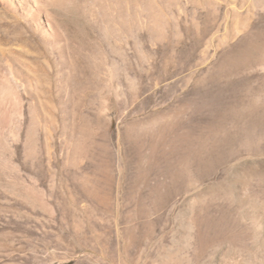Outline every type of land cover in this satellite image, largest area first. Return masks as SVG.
<instances>
[{
    "label": "rangeland",
    "instance_id": "374dc122",
    "mask_svg": "<svg viewBox=\"0 0 264 264\" xmlns=\"http://www.w3.org/2000/svg\"><path fill=\"white\" fill-rule=\"evenodd\" d=\"M27 2H0V264H264L262 0Z\"/></svg>",
    "mask_w": 264,
    "mask_h": 264
},
{
    "label": "bare ground",
    "instance_id": "6f19581e",
    "mask_svg": "<svg viewBox=\"0 0 264 264\" xmlns=\"http://www.w3.org/2000/svg\"><path fill=\"white\" fill-rule=\"evenodd\" d=\"M2 1H4V2L6 1L7 6H8L9 8H13L12 11H13L14 9H16V6L20 8V7H22L24 4L26 5V4L28 3V2H27L28 0H0V2H2ZM34 1H35V0H33V4L37 6V4H35ZM13 2H15V4H16L15 6L12 5ZM37 2H38V1H37ZM37 2H36V3H37ZM222 3H223V2H222ZM38 4L41 5L40 2H38ZM261 4L264 5V0H262V3H261ZM27 5L30 6L29 4H27ZM27 5H26V6H27ZM40 5H39V6H40ZM7 6H5V7H7ZM28 6H27V7H28ZM23 7L25 8V6H23ZM34 7H35V6H34ZM160 7H161V6H160ZM29 8H30V7H29ZM236 8H237V7H236ZM161 9H162V8H161ZM259 9H260V8H259ZM31 10H32V7H31ZM37 10H38V9H37ZM163 10H164V9H163ZM28 11H30V9H29ZM263 11H264V10H263ZM25 12H27V11H25ZM31 12H34V11H31ZM31 12H30V13H31ZM35 12H36V11H35ZM40 12H43V11H41V6H40ZM164 12H165V11H164ZM28 14H29V13H28ZM164 14L166 15V12H165ZM41 15H42V14H41ZM25 16H26V15H25ZM29 17H30V15H29ZM33 17L36 18L35 15H34ZM39 17H40V16H39ZM27 19H28V18H27ZM37 19H38V18H37ZM40 20H41V19L38 20V22H39V23H38V24H39L38 26H40V25H41V26H42V25L44 26L45 23H44V24H43V23L41 24V23H40ZM36 21H37V20H36ZM165 22H166V20H165ZM41 26H40L39 28H41ZM43 28H44V27H43ZM43 28H42V29H43ZM42 29H40V30H42ZM164 29H165V28H164ZM45 32H46V31H45ZM56 35H57V34H56ZM56 39H57V38H56ZM163 41H164V40H163ZM212 41H213V40H212ZM159 42H160V39H159ZM162 44H163V43H162ZM179 46H180V45H179ZM170 60H171V59H170ZM173 60H174V59H173ZM7 64L9 65V66H8V67H9V71H12V70H11L10 63H7ZM12 72H13V71H12ZM10 73H11V72H10ZM9 77H10V75H9ZM96 77H97V76H96ZM2 78H3V80L0 81V82H1L0 84H1V85L3 84V86H1V85H0V86L3 87V88H4V86H9V87H10V86H11V85H10L11 79H9V78L7 77V75H5V74H2ZM89 79H90V78H89ZM111 79H112V78H111ZM102 82H103V81H102ZM116 89H117V88H116ZM117 93H118V91H117ZM103 94H104V93H103ZM154 120H155V119H154ZM128 126H129V125H128ZM216 135H217V134H216ZM81 153H82V152H81ZM29 194H30V193H29ZM94 194H95V193H94ZM61 195H62V194H61ZM86 195H87V194H85V195H83V196L86 197ZM27 196H28V195H27ZM75 196H76V195H75ZM81 196H82V195H81ZM83 196H82V197H83ZM88 196H90V194H89ZM91 196H92V195H91ZM95 196H96V195H95ZM100 196H101V195H100ZM103 196H104V195H103ZM34 197H35V196H34ZM61 197H62V196H61ZM69 197H70V196H69ZM79 197H80V196H79ZM82 197H81V198H82ZM59 198H60V197H59ZM65 198H66V196H65ZM86 198H87V197H86ZM90 198H91V197H90ZM90 198H89V199H90ZM66 199H67V198H66ZM66 199H63L64 202H65ZM70 199H72V198L70 197L69 200H68V199H67V200H68L69 202H71ZM38 200H39V199H38ZM60 200H61V199H60ZM87 200H88V199H87ZM74 201H76V200H74ZM62 202H63V201H62ZM69 202H68V205H69V207H70L71 205L69 204ZM71 203H72V202H71ZM73 203H74V202H73ZM66 204H67V203H66ZM74 204H75V203H74ZM64 205H65V204H64ZM64 205H61V209H63V212L66 211V208H67V207H66V208H65V207L62 208V206H64ZM69 207H68V208H69ZM108 207H109V205H108ZM58 208H59V207H58ZM72 208H73V207H72ZM85 208H86V207H85ZM59 209H60V208H59ZM59 209H58V211H60ZM142 210H143V209H142ZM73 211H74V209H73ZM73 211H72V212H73ZM77 211H78V210H77ZM61 212H62V211H61ZM70 213H71V212H70ZM70 213H69V210H68V212H67L66 214H69V215H70ZM140 213L142 214V211H141ZM143 213H144V211H143ZM62 214H64V213H62ZM73 214H74V212H73ZM64 215H65V214H64ZM71 216H72V215H71ZM65 217H67V216L65 215ZM72 217H73V216H72ZM68 218H69V217H68ZM75 219H76V218H75ZM71 221H72V220H71ZM71 229H72V228H71ZM69 233H70V234H68V235H69V239H70V241H72V240H78V241H80V238H85V239H88V238L90 239V238H91V239L96 240L97 243H99V242L106 243V240H105L104 238H102V235H100L99 233L96 232V228H95L92 224H90V225L88 226V228H87L85 231L79 232L78 230H71ZM82 235H83V237H81ZM3 238H4V237H3ZM101 249H102V248H101ZM97 250H99V248H98Z\"/></svg>",
    "mask_w": 264,
    "mask_h": 264
}]
</instances>
